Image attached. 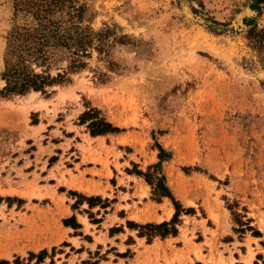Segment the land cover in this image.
Returning a JSON list of instances; mask_svg holds the SVG:
<instances>
[{
	"label": "rangeland",
	"instance_id": "rangeland-1",
	"mask_svg": "<svg viewBox=\"0 0 264 264\" xmlns=\"http://www.w3.org/2000/svg\"><path fill=\"white\" fill-rule=\"evenodd\" d=\"M75 1L84 66L7 94L0 0V264H264V2Z\"/></svg>",
	"mask_w": 264,
	"mask_h": 264
},
{
	"label": "trees",
	"instance_id": "trees-1",
	"mask_svg": "<svg viewBox=\"0 0 264 264\" xmlns=\"http://www.w3.org/2000/svg\"><path fill=\"white\" fill-rule=\"evenodd\" d=\"M82 8L75 0H13L14 20L6 37L2 72L6 84L1 93H24L30 89L44 91L46 86L63 80L64 74L61 72L51 76L46 70L52 53L58 49H66L71 53L68 68L78 69L84 66L82 57L89 55L87 49L91 46L93 35L88 27L79 24ZM253 8L259 10L260 6ZM18 19L22 21H17ZM258 34L261 36L260 41L264 43V28ZM32 63L44 66L45 69L37 72ZM91 126V132L96 134L118 130L104 118H98ZM160 189L163 195L172 198L166 186ZM174 204L176 208L179 207L175 201ZM177 215L176 211L170 221L149 223L147 227L160 235L175 234ZM64 222L69 223L68 220Z\"/></svg>",
	"mask_w": 264,
	"mask_h": 264
},
{
	"label": "crops",
	"instance_id": "crops-1",
	"mask_svg": "<svg viewBox=\"0 0 264 264\" xmlns=\"http://www.w3.org/2000/svg\"><path fill=\"white\" fill-rule=\"evenodd\" d=\"M83 169H85V168H83ZM87 178H89V177H87ZM85 185V182H83V186Z\"/></svg>",
	"mask_w": 264,
	"mask_h": 264
}]
</instances>
